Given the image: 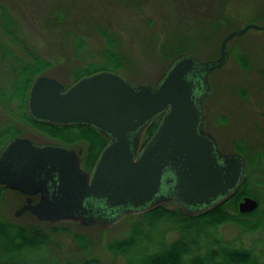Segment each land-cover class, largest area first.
I'll return each instance as SVG.
<instances>
[{
    "label": "rangeland",
    "instance_id": "1",
    "mask_svg": "<svg viewBox=\"0 0 264 264\" xmlns=\"http://www.w3.org/2000/svg\"><path fill=\"white\" fill-rule=\"evenodd\" d=\"M2 24H11V29L0 27L1 47L13 51L18 60L40 57L49 64L42 74L63 84L71 83L75 72L113 67L107 58L110 52L122 61L116 72L134 84L152 85L174 56L216 58L225 34L247 24L264 25V0H0ZM227 47L226 64L209 77L212 93L204 102L205 128L215 134L222 150L235 152L238 144L252 156L245 177L259 196L258 213L245 218L259 224L249 230L223 223L212 232L222 244L251 250L256 263L264 264V28H250L229 40ZM11 80L12 74L0 67V148L14 134L37 144L59 142L19 118L16 101L8 98ZM79 146L85 144L70 147ZM0 195L3 222L42 226L30 214L14 215L23 202L17 191L2 187ZM125 218L111 227L51 223L85 236L89 244L82 249L69 233L44 227L50 233L48 242L22 257L28 264L88 257H97L102 264H124V256L111 253L106 243L125 236L129 222ZM178 236L177 229H168L165 242ZM205 240L217 244L212 238Z\"/></svg>",
    "mask_w": 264,
    "mask_h": 264
},
{
    "label": "water",
    "instance_id": "2",
    "mask_svg": "<svg viewBox=\"0 0 264 264\" xmlns=\"http://www.w3.org/2000/svg\"><path fill=\"white\" fill-rule=\"evenodd\" d=\"M250 28L264 25L247 24L225 34L216 58L179 56L155 85L134 84L106 69L68 87L38 75L26 101L32 119L91 126L108 142L87 171L73 148L23 136L10 139L0 154V185L26 195L14 214L28 210L40 221L111 227L167 202L194 216L229 199L244 181L246 159L222 150L205 128L204 102L212 93L211 73L228 60V41ZM36 194L39 199L32 203ZM257 206V199L243 196L237 208L247 213Z\"/></svg>",
    "mask_w": 264,
    "mask_h": 264
},
{
    "label": "trees",
    "instance_id": "3",
    "mask_svg": "<svg viewBox=\"0 0 264 264\" xmlns=\"http://www.w3.org/2000/svg\"><path fill=\"white\" fill-rule=\"evenodd\" d=\"M10 25L2 24L0 27L9 32ZM181 55L174 56L168 66ZM107 58L113 67L101 66L75 72L72 82L97 70L116 71L122 66L121 59L115 54L109 52ZM237 59L241 65L247 66L242 55H238ZM48 65L38 56H32L29 60H18V56L13 51L0 46V67L12 74V93L8 98L16 101L19 118L48 136L61 139L66 146H73L75 142L85 144L84 152L79 155L82 166L89 171L106 143L105 137L91 126L50 125L32 119L27 113L26 101L30 85L37 75L44 73ZM159 119L148 126L146 135L153 133ZM9 130L10 128L5 129L3 134ZM16 132L18 133L19 130L17 129ZM234 151L245 156L248 170H250L253 163L252 156L247 154V148L237 144ZM249 162L250 165H248ZM247 180L246 176L240 188L228 200L198 215L183 214L171 202L144 213L130 215L124 219L129 221L125 236L112 238L106 243V248L115 255L124 256V264H258L256 263L257 257L251 250L222 244L212 232L223 223H237L242 228L249 230L258 227V220L251 222L245 218L257 215L258 207L247 213H240L237 208L238 202L244 195L259 200L258 194L248 187ZM42 223V226L18 225L5 223L0 219V264H28L25 257L22 256L35 249H40L49 240L50 233L46 232L44 227H49L52 232L69 233L82 249H85L89 244L88 239L81 234L70 232L67 228L57 224ZM168 229H177L179 232V236L170 243L165 242V234ZM205 238L217 241L216 246L208 244ZM33 264L37 263L33 262ZM40 264L49 263L43 261ZM57 264H102V262L97 257H88L79 261L66 260Z\"/></svg>",
    "mask_w": 264,
    "mask_h": 264
},
{
    "label": "flooded vegetation",
    "instance_id": "4",
    "mask_svg": "<svg viewBox=\"0 0 264 264\" xmlns=\"http://www.w3.org/2000/svg\"><path fill=\"white\" fill-rule=\"evenodd\" d=\"M152 134V133H151ZM150 134V135H151ZM150 135H146V133H144V136H143V138H142V140H141V146H143L144 145V143L146 142V140L150 137ZM214 136H215V134H214ZM103 137H105L104 135H103ZM216 137V136H215ZM58 139V138H57ZM105 139H106V143L108 142V139L105 137ZM216 139H217V137H216ZM60 141H61V143H60V141L59 142H53V143H47V144H56V145H63V146H66V145H64L63 144V142H62V140L61 139H59ZM79 141V140H78ZM217 142H218V139H217ZM75 143H80V142H75ZM105 143V144H106ZM218 144H219V142H218ZM220 146V145H219ZM68 147H70V146H68ZM76 150L78 151V152H81V153H83L84 152V148H83V146H79V147H77L76 148ZM22 196V195H21ZM32 197V203H35L36 201H38V199H39V195L38 194H36V195H32L31 196ZM22 198H23V202L20 204V207L26 202V195H23L22 196ZM24 213H27V214H30V215H32L28 210H26V211H24Z\"/></svg>",
    "mask_w": 264,
    "mask_h": 264
}]
</instances>
